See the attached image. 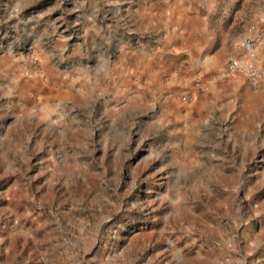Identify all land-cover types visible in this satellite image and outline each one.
I'll use <instances>...</instances> for the list:
<instances>
[{"label":"rangeland","instance_id":"374dc122","mask_svg":"<svg viewBox=\"0 0 264 264\" xmlns=\"http://www.w3.org/2000/svg\"><path fill=\"white\" fill-rule=\"evenodd\" d=\"M259 26L264 0H0V264H264V88L221 79Z\"/></svg>","mask_w":264,"mask_h":264},{"label":"built area","instance_id":"2783aa9c","mask_svg":"<svg viewBox=\"0 0 264 264\" xmlns=\"http://www.w3.org/2000/svg\"><path fill=\"white\" fill-rule=\"evenodd\" d=\"M264 44V27L247 29L237 39L238 56L232 57L225 65L226 76H245L252 84L264 81V69L259 60V48Z\"/></svg>","mask_w":264,"mask_h":264},{"label":"crops","instance_id":"0c3cea01","mask_svg":"<svg viewBox=\"0 0 264 264\" xmlns=\"http://www.w3.org/2000/svg\"><path fill=\"white\" fill-rule=\"evenodd\" d=\"M188 17L191 18V19H195L194 17H196V16L194 15V16H188ZM182 18L184 19V16ZM185 19H187V16H185ZM180 22H182V21L180 20ZM185 22H187V21H185ZM255 29L256 30L260 29V26L259 27H255ZM178 31L180 32L181 29H178ZM183 36H185V38L190 42L189 43V47L191 49H198V51H202L205 48V44L202 43V41H201L203 39L202 33H200V34L196 33L195 30L192 27H190V29L188 31L183 30ZM236 44H237V41H236ZM234 50H235V53H234V55L232 57H235V56L239 55V52H238L236 46H235ZM258 54H259V60H260L261 67L264 69V44H262L260 46ZM237 76L243 77L246 82H248L250 85H252V87H257L258 88V87H260L262 85L261 86L262 89L264 88V82H261L260 84L254 85L245 76H243V75H237ZM237 76H232V77L231 76H226L224 74V70H223V73L221 74V79L226 81L227 79L235 78ZM223 83H227V82H223ZM242 84H244V83H242ZM212 95H214V94L212 92L209 93L208 91H205V92H203V94H201V96H203V98L204 97H208V96H212ZM205 99H207V102L209 101L208 98H205ZM201 103H204V102L202 101Z\"/></svg>","mask_w":264,"mask_h":264}]
</instances>
